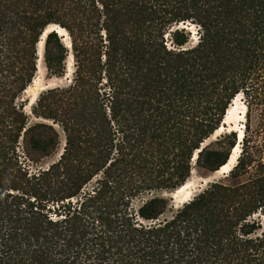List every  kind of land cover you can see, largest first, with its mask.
<instances>
[{"label":"trees","instance_id":"obj_1","mask_svg":"<svg viewBox=\"0 0 264 264\" xmlns=\"http://www.w3.org/2000/svg\"><path fill=\"white\" fill-rule=\"evenodd\" d=\"M155 1L99 0L100 8L96 0H0V264L261 263L264 241L246 236L254 228L249 217L264 208V174L233 187L213 183L158 224L144 225L130 212L141 191L174 193L186 183L193 151L200 159V143L213 130L205 133L209 121L196 120L197 100L222 86L216 102L222 118L233 97L247 92L248 73L264 52V0H194L204 35L197 47L178 52L165 48L164 31L189 18L176 8L161 14ZM50 25L69 31L81 78L105 69L114 119L134 111L137 127L135 134L125 131V146L114 153L115 134L80 84L51 89L44 96L69 94L58 109L67 145L57 162L30 172L29 163L58 145L51 126L27 127L20 102ZM99 28L106 32L104 63L90 40ZM183 30L173 32L182 37L177 46L187 42ZM44 46L49 75L62 76L66 49L59 35L48 32ZM43 101L33 113L55 120L54 112L40 111ZM230 136L226 158L203 166L210 173L228 161L237 143ZM237 160L226 177L251 166L245 149ZM100 172L98 186L83 193ZM170 204L154 197L137 215L157 220Z\"/></svg>","mask_w":264,"mask_h":264},{"label":"rangeland","instance_id":"obj_2","mask_svg":"<svg viewBox=\"0 0 264 264\" xmlns=\"http://www.w3.org/2000/svg\"><path fill=\"white\" fill-rule=\"evenodd\" d=\"M194 0H156L154 5L156 9L170 12L175 9L177 13L182 16L188 17L189 19L176 22L171 24L168 30H165L163 45L168 51H180L187 50L197 47L198 43L201 41V38L204 35V29L201 26L200 19L198 15L200 11L194 8ZM201 1V0H199ZM212 3V0L210 1ZM193 3V4H192ZM96 4L101 8L99 0H96ZM181 4V5H179ZM170 15H168L169 17ZM187 24L191 27V32L187 29ZM102 25V21L100 22ZM183 25V27H180ZM191 25V26H190ZM60 26V25H58ZM61 27V26H60ZM63 28V27H62ZM68 36L66 38H61L63 45L66 49L65 61H64V72L62 76H52L49 75V72L46 68L44 61L45 46L43 48V58H42V72L39 76H35L34 84L33 82L27 88L26 92L22 95L20 102L25 101V113L28 117V126H33L35 124L44 123L51 126L57 134L58 145L52 154L49 156H37V163H29L30 172H35L37 169L48 168L54 162H57L61 155L65 151L67 145V135L65 133L64 127L62 125V117L58 114V109L67 102L69 99V94L64 93L63 95H49L44 96L51 89L58 88L59 90H68L74 85L80 84V89L82 93L87 92V97L89 98L91 104L94 107V110L99 113L98 117L103 119L105 122L104 127L107 130H112L114 132V146L115 152L116 149L120 146H125L123 142V137L125 131L128 130L131 133H136V118L133 116L135 113H127L122 119H114V113L111 110V88L108 81V76L105 69L101 70L96 78L86 76L83 77L85 82L81 79L82 73L77 72V61L75 58V53L72 47V39L69 31L66 28H63ZM167 29V28H166ZM176 29H184V36L187 38V42L183 46H177L174 44V40L181 39L180 35H173V32ZM92 44L99 47L102 55V63H104V52L106 49V32L104 29L99 28L95 30V33L90 37ZM161 42V40H159ZM249 60V58H248ZM247 60V61H248ZM257 66L250 75L248 73V78L246 80V90L243 92L240 90L233 99L227 104L228 107L234 103L236 107V113L234 117L224 128L220 131L218 130L224 124L225 114L227 109L224 111V115L221 116L220 109L216 107V102L222 93L219 86L218 90L212 91L210 88L204 92V97L197 100L198 107H195L192 111L196 114V120H208L207 127L204 128L205 133H208L211 129V133L200 143V150L204 149L200 159L194 160L195 154L198 150H194L192 157L190 159V172L189 177L186 182L189 181L190 185L195 188L197 193L193 199L199 194L203 193L205 190L209 189L213 183H222L225 186L233 187L238 186L243 183H249L250 180H254L264 174V52L260 55V60ZM88 75V74H87ZM33 80V81H34ZM36 96L34 103L31 105V99ZM86 97V96H85ZM129 97V96H128ZM41 98H44L42 102L43 107L40 111H46V113L55 114L54 119H46L43 117H37L33 111L34 107L37 106V103ZM235 99V100H234ZM237 102V103H236ZM226 102H224L225 104ZM222 103V105H224ZM245 109V115L239 116V113L242 112V109ZM107 121V122H106ZM109 121V123H108ZM240 126H244L243 131L244 135L241 142V152L240 155L245 149V161L247 163L251 162V166L246 169L247 171L240 177H226V175H217L215 173H210L203 166L212 163V165H218L222 162L227 154L230 152V146L232 145L234 139L230 136L231 133H235L236 141L238 142V132L233 130H239ZM103 127V128H104ZM130 128H132L130 130ZM22 143V140H21ZM239 155V156H240ZM116 157V155H114ZM239 173H242L239 172ZM238 173V174H239ZM103 176V173L100 172L96 175L84 188L83 193L92 191L96 188L97 180ZM205 179V180H203ZM154 197H164L168 200H171V204L167 211L157 220L146 221L138 217L139 208L146 203L148 200ZM130 212L134 215V218L144 225H154L162 222L164 219H170L176 211L183 206L178 205L177 200L173 198L172 193L167 190H150V191H141V194L132 197L130 200ZM251 224L254 222V228L251 229L252 233L246 236L248 239H260L264 241V208L258 210L257 213L253 214L248 219ZM240 234H242L240 232ZM245 237V236H244ZM245 237V238H246ZM262 255L260 256L261 263L264 264V249H261ZM260 252V253H261ZM259 253V254H260Z\"/></svg>","mask_w":264,"mask_h":264},{"label":"bare ground","instance_id":"obj_3","mask_svg":"<svg viewBox=\"0 0 264 264\" xmlns=\"http://www.w3.org/2000/svg\"><path fill=\"white\" fill-rule=\"evenodd\" d=\"M191 26V25H190ZM180 27H183V25H181ZM187 29L191 32V27L188 26L187 24ZM50 31H55L62 39L66 38L68 36L67 32L60 26L58 25H50L49 27L46 28L45 32L43 33V35L41 36L39 43L37 44V55H38V61H37V76H39L42 72V58H43V48H44V39L47 35L48 32ZM35 80L33 81L34 84ZM30 88V87H29ZM28 88V89H29ZM36 96H34L33 99H31V105L34 103ZM235 100V99H234ZM237 103V102H236ZM234 103H232L228 109H227V113L225 114V118H224V124L218 129V130H222L224 128V126L227 124L228 121H230L232 119V117H234V114L236 113V107H234ZM245 109H242V112L239 113V116L241 115H245ZM244 126H240V129L237 130H233L235 132H238V142L236 143L235 147L232 149L231 153H230V158L228 159V161L219 168V170L215 171L214 173L217 175H226L229 174V172L232 170V168L235 166L237 159L240 155L241 152V142H242V138L244 135V131H243ZM197 154L198 152H196L194 160L197 159ZM205 180V179H203ZM198 190H196L195 188H193L189 181L186 182L184 185H182L181 187H179L174 193H172V196L174 199L177 200L178 205H182L185 204L186 202L190 201L193 199V197L195 196V194L197 193Z\"/></svg>","mask_w":264,"mask_h":264},{"label":"water","instance_id":"obj_4","mask_svg":"<svg viewBox=\"0 0 264 264\" xmlns=\"http://www.w3.org/2000/svg\"><path fill=\"white\" fill-rule=\"evenodd\" d=\"M230 158V157H229ZM238 161V160H237ZM237 163V162H236Z\"/></svg>","mask_w":264,"mask_h":264}]
</instances>
